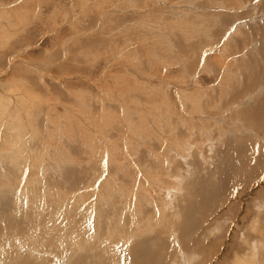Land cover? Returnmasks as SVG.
<instances>
[{"label": "rangeland", "instance_id": "obj_1", "mask_svg": "<svg viewBox=\"0 0 264 264\" xmlns=\"http://www.w3.org/2000/svg\"><path fill=\"white\" fill-rule=\"evenodd\" d=\"M0 44V232L13 237L15 220L41 253L18 258L12 245L0 264H42L45 254V264H136L142 244L155 264H188L172 227L158 234L145 218L156 207L169 215L173 178L186 193H169V205L183 207L226 170L223 204L236 213L214 207L220 219L190 247V264H248L253 242L264 258V0H0ZM188 140L193 148L178 147ZM121 200L115 216L130 227L112 232ZM58 230L66 248L45 244Z\"/></svg>", "mask_w": 264, "mask_h": 264}, {"label": "bare ground", "instance_id": "obj_2", "mask_svg": "<svg viewBox=\"0 0 264 264\" xmlns=\"http://www.w3.org/2000/svg\"><path fill=\"white\" fill-rule=\"evenodd\" d=\"M256 1V0H255ZM27 2H34V0H27ZM39 4V3H38ZM257 7V6H256ZM207 10V9H206ZM10 23H11V21H10ZM4 44V46H6V44L5 43H3ZM2 44V45H3ZM1 45V44H0ZM255 47V46H254ZM254 47H253V49H254ZM256 48V47H255ZM2 49V48H1ZM257 49V48H256ZM255 50V49H254ZM51 53H52V51H51ZM1 55V54H0ZM224 55V54H223ZM239 57V56H238ZM2 58H3V56H0V60H2ZM254 67V66H253ZM228 68V67H227ZM232 80V79H231ZM230 84V83H229ZM231 86V85H230ZM202 87V86H201ZM206 88V87H205ZM201 89H203V88H201ZM240 93V92H239ZM226 94V93H225ZM235 94V93H234ZM233 94V95H234ZM203 97V96H202ZM234 98V97H233ZM233 98H232V100H233ZM236 98V97H235ZM203 100V99H202ZM223 100V99H222ZM195 101V103H196V105L197 106H200V104H201V102H200V104L198 105V103H199V99L198 100H194ZM223 101H225V99L223 100ZM230 101V100H229ZM235 102V101H234ZM208 103V102H207ZM227 103H228V98H227ZM264 103V102H263ZM229 104V103H228ZM202 105V104H201ZM231 105H232V103H231ZM216 107V106H215ZM214 107V108H215ZM224 107V106H223ZM258 108V107H257ZM234 109V108H233ZM232 109V110H233ZM215 110V109H214ZM222 110V109H221ZM256 110V109H255ZM258 110V109H257ZM205 111V110H204ZM241 111V110H240ZM257 112V111H256ZM260 111L258 110V113H259ZM210 113V112H209ZM261 113V112H260ZM213 114V113H212ZM254 114H256V113H254ZM253 114V115H254ZM263 114V113H262ZM262 114H261V116H262ZM0 115H1V113H0ZM210 115V114H209ZM209 115H207V116H209ZM259 115V114H258ZM202 117V116H201ZM210 117V116H209ZM252 118H253V116H251ZM214 119V118H213ZM263 119V118H262ZM260 120V119H259ZM264 120V119H263ZM214 121V120H213ZM219 121V120H218ZM201 122V121H200ZM215 122V121H214ZM234 122V121H233ZM201 124H203V123H201ZM214 124V123H213ZM212 124V125H213ZM222 124V123H221ZM259 125V124H258ZM206 126V125H205ZM211 126V125H210ZM209 126V127H210ZM214 127H215V125H213ZM218 126V125H217ZM220 126V125H219ZM229 127H232V125L230 126L229 125ZM211 129H213L214 130V128H212L211 127ZM248 129V128H247ZM169 130H171V129H169ZM244 130V129H243ZM263 130V129H262ZM207 131V130H206ZM212 131V130H211ZM210 131V132H211ZM179 132V131H178ZM212 133V132H211ZM210 133V134H211ZM208 134V133H207ZM183 135V134H182ZM172 136V135H171ZM184 137V136H183ZM213 137V136H212ZM215 137H213V139H214ZM183 139V138H182ZM184 139H185V137H184ZM264 139V138H263ZM213 142V141H212ZM246 141L244 140V141H240V143H242V147L243 146H246V145H244V143H245ZM207 143V142H206ZM209 143H211V142H209ZM212 145H213V143H211ZM210 144V145H211ZM246 144H247V142H246ZM184 145H185V147H186V149H188V150H190V147H189V145H192L191 146V148H193V143H191L189 140L187 141V142H185V144H184V142L183 143H181L178 147H181L182 149H185L184 148ZM206 145V144H205ZM21 148L24 146H22V143H21ZM240 146V147H241ZM250 146V145H249ZM211 147V146H210ZM241 147V148H242ZM247 147V146H246ZM246 147H244V148H246ZM211 148H213V147H211ZM211 148H210V150H211ZM241 148H235L236 150H243V149H241ZM198 149H200V151H201V148H198ZM234 149V150H235ZM209 150V151H210ZM233 150V151H234ZM244 151V150H243ZM242 151V152H243ZM199 152V151H198ZM241 152V153H242ZM247 152V151H246ZM245 152V153H246ZM244 153V154H245ZM226 155V154H225ZM227 155H229L228 153H227ZM190 156V153L189 152H186L185 154H184V158H185V160L187 159V157H189ZM244 157H245V155H243ZM242 156V162H244V165H246L247 164V162L248 161H246V160H244V157ZM251 157V156H250ZM246 158V157H245ZM15 158H14V156H12V159L11 160H14ZM239 159V158H238ZM260 159V158H259ZM236 160V159H235ZM253 160V159H252ZM252 160L250 161V162H252ZM237 161V160H236ZM262 161V160H261ZM233 163H236V162H233ZM249 163V162H248ZM262 162H260V164H261ZM237 164H238V162H237ZM254 164V163H253ZM252 164V165H253ZM240 163L238 164V167H240ZM206 166V165H205ZM260 166V165H259ZM262 166V165H261ZM237 167V168H238ZM251 167V166H250ZM204 168H206V167H204ZM203 168V171L205 170ZM242 168V167H241ZM244 168V167H243ZM259 168V167H258ZM258 168H257V166L255 167V169H252L251 171H249V168H248V171L250 172V176L248 177L247 176V179H246V177L244 178V179H246V181H249V179L251 178V179H253V177H256L257 175H258V173L260 172L259 170H258ZM260 168H262V167H260ZM226 169H228V167L226 168ZM244 169H246V168H244ZM192 170V169H191ZM247 170V169H246ZM245 170V171H246ZM202 171V170H201ZM236 171V170H235ZM242 171V173H243V170H241ZM256 171L258 172V173H256ZM8 172V171H7ZM186 172V171H185ZM226 173H227V170L225 171ZM262 172V171H261ZM192 173V172H191ZM224 174L223 175V181H222V183H221V185L218 187V188H216V187H213V186H211V185H209V183H212V182H208V181H206L207 180V178L206 179H204L205 180V182H207L206 184H204L203 185V187H198V190H195L194 189V192H192L188 197L185 195V196H183V200L184 201H186L188 198V203H186L183 207H182V205H183V203H181L180 205H176V206H174V205H169V193H171V194H173L174 193V191H176V192H178L179 194H182L183 192H185L186 191V188H185V186H184V184L182 183H180V184H176V181L177 180H175V178H173V182L172 183H169V186L167 187L168 188V192H166L168 195H167V198L166 199H168V202H166L165 204H163V205H166V206H169L170 207V213H169V215H170V217H169V215H167L166 214V211L161 207L160 209L159 208H157L156 207V209H157V216L155 217V214H154V216L153 215H151V214H147V217L145 218V220L147 221V224H151L150 225V227L152 226V224L154 223L152 220L153 219H157L158 220V223H159V226L157 227L156 226V230H158L156 233H158V234H163V233H167V231L169 230V225L172 227L169 231L172 233V235L174 236V238H175V240L177 241V243H179L180 244V242L182 243V241L180 240V237L182 238V240H184L185 241V244L183 245V243H182V245L180 244V249L181 250H183V252H181V254H180V257H182L183 259H184V262L185 263H188V264H190L191 262H193V258H196L197 259V254L196 253H193V254H195V255H190L189 254V252H192L193 250H191L190 249V247L192 246V245H194V244H197V243H201L202 242V239H204L201 235L204 233V231H205V229H208L209 227H210V225H212V224H214L215 223V221H218L219 219H220V214L221 213H223V215H222V218L223 217H225V216H229L230 214H232V212L234 213H236V208L238 207V204H236V205H230L228 208H226L225 206H224V204H223V202L224 201H226V199L225 200H223L224 198L223 197H225L224 195H225V193L223 192V188L226 186H228L229 185V183H227V179H228V177L231 175L230 173L228 174L229 176H227V174ZM241 173V172H240ZM22 174V173H21ZM179 175H180V173H178ZM186 174H187V172H186ZM208 174V173H207ZM211 174V173H210ZM5 175V174H4ZM178 175V176H179ZM184 174H182V176H183ZM168 176V175H167ZM208 176V175H207ZM174 177H176V176H174ZM180 177V176H179ZM185 178V177H184ZM8 179V178H7ZM180 179V178H179ZM183 179V178H182ZM242 179V178H241ZM241 179H239V180H241ZM256 179V178H255ZM7 181V180H6ZM16 181V180H15ZM15 181H13V183L15 184ZM211 181V180H210ZM250 183H251V181H249ZM263 182V181H262ZM225 183H227L226 185H225ZM233 183V182H232ZM1 184V183H0ZM4 184V183H3ZM2 184V185H3ZM199 184V183H198ZM255 184V183H254ZM213 185H215V183L213 184ZM178 186V187H177ZM200 186V185H199ZM248 186V185H247ZM221 187H223V188H221ZM235 187V186H234ZM249 187V186H248ZM12 188V187H11ZM180 188V189H179ZM1 189V188H0ZM226 189H228V188H226ZM232 189V188H231ZM235 189V188H234ZM12 190V189H11ZM133 190V189H132ZM163 190V189H162ZM1 191V190H0ZM86 191H88V190H86ZM190 191V190H189ZM247 191V190H246ZM11 192V191H10ZM9 192V193H10ZM228 192V191H227ZM227 192H226V194H227ZM232 192V191H231ZM230 192V193H231ZM0 193H2V195H3V192H0ZM162 193V192H161ZM186 193V192H185ZM75 194V193H74ZM79 194V193H78ZM9 195V194H8ZM55 195V194H54ZM88 195V194H87ZM114 195V194H113ZM183 195H184V193H183ZM230 195V194H229ZM262 195V194H261ZM75 196V195H74ZM77 196V195H76ZM111 196H112V194H111ZM122 196V195H121ZM197 196H200L198 199H197ZM65 197V196H64ZM141 197V196H140ZM227 197H228V195H227ZM229 197H234L233 195L231 196H229ZM3 198V197H2ZM2 198H0V199H2ZM18 198V197H17ZM69 198V197H68ZM70 198H72V197H70ZM69 198V199H70ZM135 198H137V197H135ZM177 198V197H176ZM178 198H179V196H178ZM39 199V198H38ZM45 199V198H44ZM73 199V198H72ZM75 200H76V198H74ZM110 199V198H109ZM138 199V198H137ZM136 199V200H137ZM166 199H164V200H166ZM179 202H180V200H181V197H180V200L179 199H177ZM189 200H192V202H190ZM200 200V201H199ZM232 200V199H231ZM259 200H261V198L260 199H256V201H255V204L257 205V202H259ZM41 200H39L38 202L39 203H41L40 202ZM42 201H43V199H42ZM74 201V200H73ZM109 201V200H108ZM115 201H118V200H115ZM122 201H124V200H121V201H119V202H117V203H114V210H113V212H112V214L114 215V217H113V215H112V217L110 216V215H108V217H107V227L108 228H106L107 230H109V231H112V232H115V231H118V230H120V229H122V228H126V227H130L128 224H129V222L128 221H126V218H124V216H122V215H120V217L121 218H119V217H116L115 215H117L118 213H117V209H118V207L120 206V209H122V207H123V204H122ZM138 201V200H137ZM140 202L142 201V199L141 200H139ZM146 201V200H145ZM233 201V200H232ZM37 202V203H38ZM44 202V201H43ZM47 202V201H46ZM78 202H79V200H78ZM140 202H138L139 203V205L141 204ZM36 203V202H35ZM34 203V204H35ZM127 203V202H126ZM137 203V202H136ZM177 203V202H176ZM228 203H229V200H228ZM44 203H41V209H43L42 207V205H43ZM73 204V203H72ZM109 204V203H108ZM37 205V204H36ZM71 205V204H70ZM112 206H113V203L111 204ZM216 205H219V206H222V207H224V209L223 210H220L221 211V213H220V211H219V209L217 210V211H215L214 210V207L216 206ZM241 205V204H240ZM111 206V207H112ZM129 206H131L130 204L129 205H126V206H124V209H125V207H127L128 208V211H129V209H130V207ZM218 206V207H219ZM226 206H228V205H226ZM262 206H264L263 204H260V206H258V207H256V208H261ZM132 207V206H131ZM138 207V206H137ZM136 207V208H137ZM242 207V206H241ZM34 208V207H33ZM40 208V207H39ZM45 208V207H44ZM113 208V207H112ZM226 208V209H225ZM10 209H11V206H10ZM111 209V208H110ZM167 209V211L169 212V208H166ZM239 209H240V207H239ZM13 210V209H12ZM36 210V209H35ZM39 210V209H38ZM37 210V212H39ZM127 209H125V210H122L123 212H125ZM209 210V211H208ZM11 211V210H10ZM42 211V210H41ZM46 211V210H45ZM215 211V214L213 215V212ZM32 212V211H31ZM132 212V214L134 215V214H140V212L139 211H135V213L133 212V211H131ZM207 212H210V213H208V217L207 216H205L204 215V213H206V215H207ZM217 212H218V214L219 215H217ZM1 213V212H0ZM16 213V212H15ZM79 213V212H78ZM100 213V212H99ZM128 213V212H127ZM228 213V214H227ZM120 214V213H119ZM126 214V213H125ZM7 215V214H6ZM50 215H52L51 213H50ZM49 215V216H50ZM101 215V214H100ZM132 215V216H133ZM141 215V214H140ZM142 215H144V214H142ZM19 216V215H18ZM31 216V215H30ZM159 216V217H158ZM140 217V216H139ZM100 218H101V216H100ZM135 218V217H134ZM134 218H132V221H130V223H132V224H134L135 226H136V228L138 229V230H142V226H141V221L139 222V220H133ZM141 218V217H140ZM143 218V217H142ZM10 220V219H9ZM212 220H215L214 222H211ZM15 221V220H14ZM14 221H13V225H12V229L10 228V230H14V231H12L13 233H12V236L13 237H11L9 234H8V232L5 234V232H4V234H2L1 232H0V255H2V254H4V252H6V258H7V252H12V250H11V248L10 247H12V245H16V247L14 248L13 247V251H16V257H18V258H22V256H28V258H37V259H39L38 257H39V251L37 250V249H39V246L38 245H36V243L34 242H31L30 241V239H26V240H23V231H21L22 229H21V226H19V225H16L15 226V223H14ZM256 222V221H255ZM157 223V222H156ZM10 224H12V222H10ZM143 224V223H142ZM122 225V228L120 227ZM146 225V224H145ZM253 225H255V224H253ZM8 225H6L5 227H7ZM11 226V225H10ZM256 226V225H255ZM4 227V228H5ZM148 228L147 230V232L146 233H150L151 231H152V229L153 228ZM3 228V227H2ZM8 228V227H7ZM57 228V227H56ZM58 229V228H57ZM35 230V229H34ZM1 231V230H0ZM8 231H9V229H8ZM52 231V230H51ZM63 232L65 231V230H62ZM59 232V230L57 231V233ZM180 232V233H179ZM27 233V232H26ZM65 234H66V232H64ZM77 233V232H76ZM158 234H157V237L159 238V236H158ZM29 235V234H28ZM140 235H142V233H139V234H136V236H140ZM70 238H71V240H72V243L75 245V246H77L78 245V241H76L75 239H76V237L74 236V234H71V235H68ZM135 235H131V236H125L126 238H124L125 240H124V242H121V243H126L127 241H130L131 242V240L133 239L132 237H134ZM25 237H26V235H25ZM131 237V238H130ZM3 238V239H2ZM137 238V237H136ZM136 238H135V240H136ZM57 239V243H58V246H60V247H63V248H66V246H68V242L67 241H65L64 240V237H63V234H62V232L60 231L59 233H58V235H56V237L54 236V237H52V238H50V236H48V238L45 240V244H49V245H53V243H54V241ZM6 240H8V241H6ZM78 240V239H77ZM110 240H108V239H106V242H109ZM153 241V240H152ZM42 242V241H41ZM56 242V241H55ZM103 242V241H102ZM112 243H114L113 241H111ZM130 242H128V243H130ZM30 243H32V244H34V245H30ZM112 243H107V244H109L110 246H113L112 245ZM146 243V242H145ZM251 243V242H250ZM249 243V244H250ZM259 242H253L252 243V247H250V251H249V256L247 257H245V258H248V261H246V262H248V264H252V263H254V259L255 258H258V255H259V259H260V257H261V255H262V253H261V251L260 250H258V249H256L254 246H256L257 244H258ZM116 244H118V243H116ZM86 245V244H85ZM91 245H92V243H91ZM251 245V244H250ZM123 246V245H122ZM167 246V245H166ZM29 248V247H32V251L30 250V252H29V254H28V251L26 252V253H24L25 252V248ZM124 247H126L125 245H124ZM123 248V247H122ZM129 248V247H128ZM179 248V247H178ZM182 248H185V249H182ZM261 248V247H260ZM127 249V248H126ZM132 248H130V250H131ZM157 249H158V247H157ZM167 249V248H166ZM165 249V250H166ZM27 250V249H26ZM78 250V249H77ZM121 250V249H120ZM123 250V249H122ZM148 251L147 253H146V256L145 255H143L144 254V252L145 251ZM186 250V251H185ZM151 251H152V247L151 248H149V246H146V244H142L141 245V247H138L137 249H136V252H134L135 253V255H134V258H136L137 259V261H136V264H139L140 263V259L142 258H145L143 261H144V263H142V264H155V256L152 258V260L150 261V257L147 259V256L151 253ZM157 251V250H156ZM161 251H163V250H161ZM11 254H13V252L11 253ZM41 254V253H40ZM44 254V253H43ZM72 253H69V255H71ZM74 254V253H73ZM129 254V253H128ZM46 255L47 254H45V255H41L40 256V258L42 259V264H45V263H47L46 261H47V258L48 257H46ZM153 255V254H152ZM169 255V254H168ZM246 255V254H245ZM4 256V255H3ZM162 256V259H164V257H165V255L163 256V255H161V253H160V257ZM244 256V255H243ZM0 257H2V256H0ZM6 258H4V259H6ZM18 258H15L16 259V263H13L14 261L12 260V259H8V264H24V262H19V259ZM91 258V257H90ZM241 258V257H240ZM239 258V259H240ZM17 259H18V261H17ZM71 259V258H70ZM175 259V258H174ZM196 259H194V260H196ZM242 259V258H241ZM33 260H35V259H33ZM261 260L262 261H264V258H263V256L261 257ZM6 261V260H5ZM5 261H2V263L3 262H5ZM93 261V260H92ZM150 261V262H149ZM154 261V262H153ZM253 261V262H252ZM147 262H149V263H147ZM173 262V263H172ZM176 263V261H173L172 259L171 260H169V259H166L165 261H164V264H175ZM1 263V264H2ZM255 263H257V261L255 260ZM254 263V264H255ZM177 264V263H176ZM242 264V263H241Z\"/></svg>", "mask_w": 264, "mask_h": 264}]
</instances>
